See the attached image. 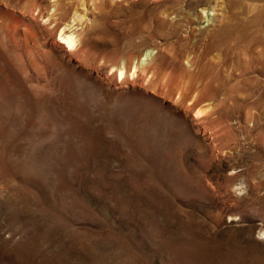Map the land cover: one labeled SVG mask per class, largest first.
<instances>
[{"label": "rangeland", "instance_id": "obj_1", "mask_svg": "<svg viewBox=\"0 0 264 264\" xmlns=\"http://www.w3.org/2000/svg\"><path fill=\"white\" fill-rule=\"evenodd\" d=\"M0 264H264V0H0Z\"/></svg>", "mask_w": 264, "mask_h": 264}, {"label": "bare ground", "instance_id": "obj_2", "mask_svg": "<svg viewBox=\"0 0 264 264\" xmlns=\"http://www.w3.org/2000/svg\"><path fill=\"white\" fill-rule=\"evenodd\" d=\"M55 7V6H54ZM76 37L73 34V31L70 30L69 26H66L60 29L59 35H58V40L60 43L65 45V48L67 49H71L75 47L76 44ZM149 52L145 53V56L141 59L140 65H142V61H144L146 59V57L148 56ZM136 68V66H134V69ZM124 73H125V68L124 67H120L118 69V79H121L124 77Z\"/></svg>", "mask_w": 264, "mask_h": 264}]
</instances>
